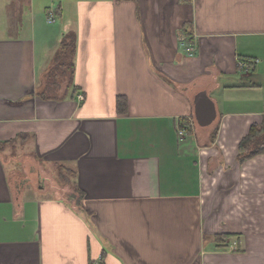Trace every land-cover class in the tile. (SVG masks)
<instances>
[{
  "label": "crops",
  "instance_id": "0c3cea01",
  "mask_svg": "<svg viewBox=\"0 0 264 264\" xmlns=\"http://www.w3.org/2000/svg\"><path fill=\"white\" fill-rule=\"evenodd\" d=\"M2 9L0 264H264V155L238 160L264 120V0ZM70 32L73 84L44 100ZM203 91L217 112L206 127ZM55 167L73 173L67 194L36 186Z\"/></svg>",
  "mask_w": 264,
  "mask_h": 264
},
{
  "label": "trees",
  "instance_id": "16d2710c",
  "mask_svg": "<svg viewBox=\"0 0 264 264\" xmlns=\"http://www.w3.org/2000/svg\"><path fill=\"white\" fill-rule=\"evenodd\" d=\"M77 35L74 32H70L64 35L63 41L61 42L60 50L58 51L52 70L57 73L61 69L65 70V73L63 75V78L65 76L67 77L69 81V86L73 84L74 76H75V57L77 55ZM50 71V73L52 72ZM59 90H57V86L55 84L50 83L47 81V85L44 87L40 94V98L44 100H48L51 97H57L56 95L59 94ZM126 107V101L122 98L118 99V109L121 114L126 113L125 110ZM187 124H182L181 126H185ZM264 132V120L261 125L253 126L249 132V134L240 142L239 148H238V160L240 163H244L248 160H251L259 155H264V138L260 139V137H263ZM216 134H213L210 141L211 144L214 142ZM9 144V143H6ZM5 144V145H6ZM61 171H65V174H71L72 171L67 170L66 168H61ZM64 174V173H63ZM64 174V176H65ZM70 176V177H71ZM70 177L65 181V183L71 184ZM66 179V176H65ZM227 236H217L216 239L219 242H224L225 239H227Z\"/></svg>",
  "mask_w": 264,
  "mask_h": 264
},
{
  "label": "rangeland",
  "instance_id": "374dc122",
  "mask_svg": "<svg viewBox=\"0 0 264 264\" xmlns=\"http://www.w3.org/2000/svg\"><path fill=\"white\" fill-rule=\"evenodd\" d=\"M5 1H7V0H0V31H2L4 29L5 10L2 9V6H3V3ZM7 11L11 12L10 23L12 26L13 23L16 22V20L14 19V16L12 15V13H15L14 6L12 4H10V8ZM64 73H65L64 69H61L57 73H55V71L52 70V72L48 73V75L45 78L50 83L55 84L56 86H60L61 83H63V85L65 86L68 83V79L66 80V78H67L66 76H65V78H63ZM194 123H195V121H194ZM195 125H196V123H195ZM263 138H264V132H263V137H260V139H263ZM54 169H55V171H54ZM54 169H50L51 172H50V174H47L45 176L44 182L40 183V184L38 182V185H36V186H40V188L42 187L43 190H47V191L54 190L56 192H60L59 189H61L62 192L68 191V188H70V184L65 183V181L68 179V177L71 176V174L70 175L68 173L65 174V176H66V180H65V176L62 175V171H60L58 169V167H55ZM25 172L26 171H23L19 175L24 176V175H26ZM18 176H16V175L12 176L14 179V180H12L14 187L16 186L15 181L18 180ZM66 194H67V192H66Z\"/></svg>",
  "mask_w": 264,
  "mask_h": 264
},
{
  "label": "water",
  "instance_id": "95a60500",
  "mask_svg": "<svg viewBox=\"0 0 264 264\" xmlns=\"http://www.w3.org/2000/svg\"><path fill=\"white\" fill-rule=\"evenodd\" d=\"M195 114L199 125L202 127L211 126L216 120L215 104L205 91L195 97Z\"/></svg>",
  "mask_w": 264,
  "mask_h": 264
},
{
  "label": "built area",
  "instance_id": "2783aa9c",
  "mask_svg": "<svg viewBox=\"0 0 264 264\" xmlns=\"http://www.w3.org/2000/svg\"><path fill=\"white\" fill-rule=\"evenodd\" d=\"M49 20L52 22H55V13L54 11H50L49 13ZM240 68L245 69L246 65L244 63L240 64ZM80 101H84V97L82 95L79 96ZM193 120L189 119V124L182 126L178 129V136L180 139H184L186 136H188L190 130L192 129Z\"/></svg>",
  "mask_w": 264,
  "mask_h": 264
}]
</instances>
